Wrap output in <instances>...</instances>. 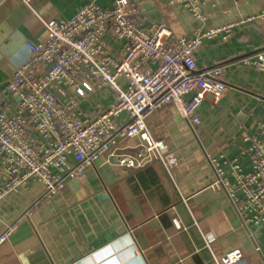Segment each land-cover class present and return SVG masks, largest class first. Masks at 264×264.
Here are the masks:
<instances>
[{
	"label": "crops",
	"instance_id": "0c3cea01",
	"mask_svg": "<svg viewBox=\"0 0 264 264\" xmlns=\"http://www.w3.org/2000/svg\"><path fill=\"white\" fill-rule=\"evenodd\" d=\"M89 1L103 8L114 2L0 0V90L26 60V43L46 40L43 22L69 18ZM130 1L145 24L162 22L175 36L233 24L229 37L205 39L195 54L197 70L224 67L227 91L218 101L205 96L195 126L171 103L147 117L149 133L167 144L174 165L153 160L133 168L140 140L125 138L118 143L120 156L99 158L78 186L68 181L44 198L43 185L30 179L27 187L2 196L0 234L12 231L0 245V264H217L233 249L245 254L238 264H264V229L245 227L225 191L207 187L214 178L209 157L218 158L230 178L233 162L243 172L252 168L247 149L264 123V75L241 60L264 53V0H196L202 19L180 2ZM92 101L104 106L108 98ZM125 118L122 113L116 121ZM120 161L126 165L118 166Z\"/></svg>",
	"mask_w": 264,
	"mask_h": 264
},
{
	"label": "built area",
	"instance_id": "2783aa9c",
	"mask_svg": "<svg viewBox=\"0 0 264 264\" xmlns=\"http://www.w3.org/2000/svg\"><path fill=\"white\" fill-rule=\"evenodd\" d=\"M171 2H180L195 18H203L196 0ZM43 23L46 40L26 43V60L0 90V172L4 176L0 198L27 187L30 179L40 182L44 198H49L71 179H80L99 158L120 156L118 143L125 138L140 140L133 168L153 160L174 165L176 158L166 152L167 144L149 133L147 117L171 103L195 126L205 96L218 101L227 91L224 67L197 70L195 54L205 39L229 37L233 24L195 36H175L162 22L145 24L130 0H114L109 8L89 1L69 18ZM241 62L264 75V53L243 57ZM97 96L108 98L107 104L93 103ZM122 113L126 118L118 123ZM258 127L260 137H253L247 149L251 170L243 172L233 162L230 178L218 158L209 157L214 178L207 187L224 190L242 224L259 230L264 229V123ZM117 164L124 167L126 162ZM172 223L181 229L177 217H172ZM11 231L0 234V245ZM243 261L245 254L233 249L217 264Z\"/></svg>",
	"mask_w": 264,
	"mask_h": 264
},
{
	"label": "water",
	"instance_id": "95a60500",
	"mask_svg": "<svg viewBox=\"0 0 264 264\" xmlns=\"http://www.w3.org/2000/svg\"><path fill=\"white\" fill-rule=\"evenodd\" d=\"M69 185H70V186H78V181H77L76 179H71V180L69 181Z\"/></svg>",
	"mask_w": 264,
	"mask_h": 264
}]
</instances>
